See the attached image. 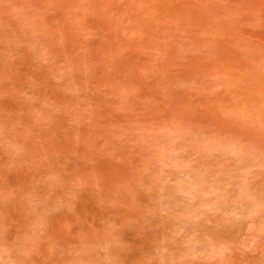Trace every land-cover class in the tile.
<instances>
[{"label": "rangeland", "instance_id": "rangeland-1", "mask_svg": "<svg viewBox=\"0 0 264 264\" xmlns=\"http://www.w3.org/2000/svg\"><path fill=\"white\" fill-rule=\"evenodd\" d=\"M7 2L0 8V61H6L0 81L18 75L10 55L12 34L20 31L13 14H31L36 23L24 40L27 52L20 50L17 87L25 74L43 80L39 94L51 98L41 102L48 111L38 115L51 119L63 110L69 126L76 125L72 141L71 133L57 131L36 167H52L83 142L89 153L114 162L101 165L97 180L127 170L154 172L162 192L192 204L198 203L195 193L237 192L212 219L235 218L247 197H264L248 189L251 171L241 168L254 150L264 152V0ZM33 66L42 70L33 73ZM18 109L15 96L0 100V111ZM97 141H103L99 148ZM79 151L85 152L83 145ZM31 175L10 173L8 182L27 183ZM77 211L99 214L87 191ZM88 235L99 232L92 228ZM124 238L133 245L126 264H135L151 235L128 231ZM206 238L216 245L212 235ZM41 253L47 255L46 245Z\"/></svg>", "mask_w": 264, "mask_h": 264}, {"label": "clouds", "instance_id": "clouds-1", "mask_svg": "<svg viewBox=\"0 0 264 264\" xmlns=\"http://www.w3.org/2000/svg\"><path fill=\"white\" fill-rule=\"evenodd\" d=\"M7 6V0H0V8ZM13 19L20 25V31L12 34L15 50L10 54L14 57L12 70L18 75L0 81V100L15 96L19 109L0 111V177L7 181L0 180V264H126L125 257L133 248L124 238L128 231L137 238L151 235L135 264H264L262 196L247 197L244 210L235 218L212 219L219 208L236 198L237 192L228 196L210 191L203 196L195 193L198 203L192 204L172 192H162L154 172L138 176L134 170H127L110 180H97L94 177L104 173L101 165L114 162L106 155L89 153L83 142L76 154L61 155L52 167H36L42 151H51L47 144L57 131L71 133L72 141L76 125L69 126L63 110L51 119L38 115L48 111L41 102L51 98L39 94L46 89L43 80L25 74L17 87L21 77L17 61L24 58L20 50L27 52L24 40L36 22L31 14L18 11ZM0 65L6 66V61H0ZM41 70L32 67L33 73ZM60 117L64 118L62 128ZM233 136L236 138L235 133ZM102 144L97 141V148ZM82 145L83 153L79 151ZM241 168L251 171L248 189L264 191V152L254 150ZM23 172L32 174L27 183L9 184L8 174ZM236 176L238 172L233 173ZM84 191L99 214L81 215L77 211ZM10 208L20 221L11 219ZM92 228L98 230L97 237L88 235ZM206 235L217 241L214 247ZM45 245L46 256L41 253Z\"/></svg>", "mask_w": 264, "mask_h": 264}]
</instances>
